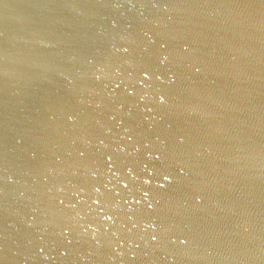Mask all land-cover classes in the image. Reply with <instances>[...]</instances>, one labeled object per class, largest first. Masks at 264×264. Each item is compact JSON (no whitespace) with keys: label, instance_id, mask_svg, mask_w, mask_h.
Instances as JSON below:
<instances>
[{"label":"water","instance_id":"water-1","mask_svg":"<svg viewBox=\"0 0 264 264\" xmlns=\"http://www.w3.org/2000/svg\"><path fill=\"white\" fill-rule=\"evenodd\" d=\"M0 264H264V0H0Z\"/></svg>","mask_w":264,"mask_h":264}]
</instances>
